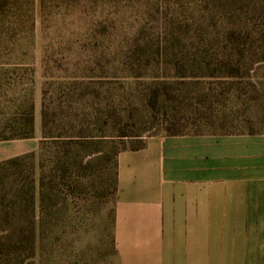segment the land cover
Masks as SVG:
<instances>
[{"label":"rangeland","instance_id":"374dc122","mask_svg":"<svg viewBox=\"0 0 264 264\" xmlns=\"http://www.w3.org/2000/svg\"><path fill=\"white\" fill-rule=\"evenodd\" d=\"M7 1L11 12H17L20 7L24 11L28 9L25 5L34 2ZM34 3L35 37L17 36L10 41L38 47L62 45L64 42L56 38L57 33H69L79 22L56 15L49 0L42 21L39 0ZM116 14L117 28H112L115 39L111 38L109 44L110 50L124 48L122 57L115 60L108 56L101 63H94L78 56L71 59L58 56L52 78L45 79L40 69L33 83L23 78L19 88L32 89L35 122L33 137L22 140L31 144L34 152L38 151L41 140L44 81L52 84L53 94H47L44 103L56 109L52 116L54 123L75 130L81 121L88 135L98 137L124 133L127 135L123 139L124 147H137L143 139L173 132L264 131V0H119ZM141 27L143 31L138 39H150L154 43L158 41L157 29L166 27L174 33L181 49L196 51L199 56L195 59L203 67L208 61V72L218 76L196 70L192 76L178 78L172 64H165L163 59L159 63L140 64V68L136 66L142 76H135L123 60L129 53L126 46L135 42L133 32ZM0 41L9 43L5 34ZM191 59L176 61L182 66ZM230 67L237 69L238 77L225 76ZM158 83L161 89L151 106L149 91ZM13 110L9 103L0 108V124L10 122ZM120 142L118 147L122 145ZM93 150L100 154L92 156L87 167L73 175V179L80 175V182L70 183V179L68 188L63 186L67 196L55 192L50 208L41 215L38 212L44 223L41 235H35L33 255L26 246L11 248L9 243H14L20 235H13L6 228V234H0V244L4 242V247L0 246V264H106L109 261L113 253L115 201L109 173L111 164L104 160L102 144ZM36 192L38 199V189ZM18 210L16 207V219L20 218Z\"/></svg>","mask_w":264,"mask_h":264},{"label":"crops","instance_id":"0c3cea01","mask_svg":"<svg viewBox=\"0 0 264 264\" xmlns=\"http://www.w3.org/2000/svg\"><path fill=\"white\" fill-rule=\"evenodd\" d=\"M34 152L0 141V162ZM106 264H264V131L143 139L116 157Z\"/></svg>","mask_w":264,"mask_h":264},{"label":"trees","instance_id":"16d2710c","mask_svg":"<svg viewBox=\"0 0 264 264\" xmlns=\"http://www.w3.org/2000/svg\"><path fill=\"white\" fill-rule=\"evenodd\" d=\"M34 2L25 5L28 9L24 11L20 7L17 8V12H11L9 11L11 9H7L9 2L0 0V17H3L0 20L2 23L0 38L2 34H5V38L9 39V43L0 41V108L8 103L14 107L10 122L0 124V141L28 139L34 135L33 92L31 88L24 90L19 88L23 78L28 80L27 83H33L38 69L45 79L52 78L53 64L58 56H68L70 59L78 56L94 63H101L108 59V56L117 60V57H122L125 51L124 48L121 50L117 47L110 50L111 45L109 44L111 38L115 39L112 35V28H117L116 12L119 8V0H49L56 15L62 19H73L74 22H79V25L73 26L71 32L59 31L57 33L56 38L64 43L58 46L38 47L33 43L16 44L10 41L17 36L35 37ZM39 6L43 21L48 0H39ZM77 12L81 13L77 16ZM168 30L166 27L163 30L157 29L158 41L156 43L150 39L144 41L138 39L143 31L142 27L133 32L132 40L135 42L126 46V51L129 53L123 60L124 64L130 65L134 70L133 74L142 76V72L137 70L136 66L140 68V64L148 65L151 61L159 63V59H163L165 64H172V70L178 78L192 76V72L196 70L208 72L210 63L205 61L203 67L201 62L195 59L199 56L198 53L181 49L175 42L174 33ZM16 31L19 33L17 34ZM44 33L45 31L42 32L43 37ZM159 38L164 40L160 42ZM183 58L192 59L181 66L176 60ZM229 69V74L225 76L238 77L236 68L230 67ZM216 74L213 71L206 73L211 77L218 76ZM77 78H79L78 75ZM51 85L50 82L44 81L41 87L43 102L40 110L41 140L38 151L28 152L0 162V234L4 235L7 229H11L13 235H20L14 243H9L10 247L15 249L26 246L31 255L35 249V235H41L44 223L43 218L40 219L37 216L38 212L41 215L50 208V201H53L55 192L56 194L64 192L66 195L63 186L67 187L70 179V183L80 182V175H76L74 179L73 175L85 169L89 163L87 160L92 156L100 154L93 148L99 144L104 147V160L111 164L109 173L113 194L116 191V157L120 151L126 149L123 139L127 135L124 133L118 136L98 137L88 135L81 121L77 123L75 130L69 129L66 124L54 123L52 116H55L56 109L44 103L46 95L53 94ZM157 85L159 83L149 91L148 102L151 106L161 89ZM62 88L63 85H60V89ZM66 90L65 88L64 92ZM163 90H165L164 87ZM80 116L83 117V114L80 113ZM181 134L185 133L173 132L167 135ZM119 140L121 147H118ZM90 173L94 175V172ZM16 207L19 209L20 218L18 219L15 218ZM0 246L4 247V242Z\"/></svg>","mask_w":264,"mask_h":264}]
</instances>
